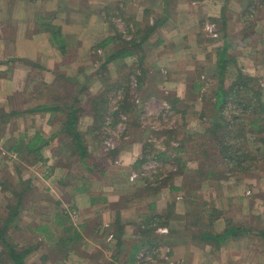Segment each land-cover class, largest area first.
I'll return each instance as SVG.
<instances>
[{
    "label": "trees",
    "instance_id": "obj_1",
    "mask_svg": "<svg viewBox=\"0 0 264 264\" xmlns=\"http://www.w3.org/2000/svg\"><path fill=\"white\" fill-rule=\"evenodd\" d=\"M221 2V17L211 21L219 30V40L224 42L223 49L217 50L219 67L216 68L217 76L213 75V78L217 77L218 79V86L217 88L214 87V90L208 94L209 89H206V84L201 81L200 75H193L190 82L192 84L185 99L186 102H193L195 105L201 106L200 112L192 114L193 117L201 120L203 126L201 132L194 135L189 134L185 139L182 138L180 144L175 147L173 142L178 138H173L175 134L173 131H169V134L172 133L173 136L170 135L169 139L163 142L165 144L164 152L161 150L147 152L148 149L153 148V144H149L151 146H146L143 149V157L129 169L116 166L115 160L119 155L117 149L107 150L103 147L104 154L102 157L94 159L93 174L101 179L105 175H111V169L118 170L122 175L125 174L126 177H130L131 171H140L150 161H155L161 165L155 173L151 172V175H144L138 179L139 181L131 182L134 185L142 184L143 187L135 190L133 196H121L119 197L120 202L114 204H109L106 199L103 200L107 204L105 210L116 212L115 222L110 230L115 231L113 237H116L117 254L111 255L109 264L145 263L144 259L137 255L153 250L154 246L168 243V236L156 234L155 231L164 227H172L170 222L180 219L176 210L178 194H185V203L188 208L187 214L183 217L186 224L180 227L186 231L185 235L188 236L187 231L191 233L196 246L211 247L212 252H214L215 250L219 251L228 242L237 240L246 234L255 235L256 238L264 240V228H259L261 226L260 217L257 219V225L236 224L234 219L229 218L224 212L210 204L209 200L204 201L202 210L197 208L196 202L193 200V198H197V193H201L203 190L206 193L209 188L224 182H227L229 190H235L237 187L232 180L233 178L236 179L241 176L253 178L264 173V88L261 86V79L247 76L242 70L237 69L234 74L227 70L229 62H235V58L228 57L227 54L233 47L232 44L227 43L231 39L230 32H233V28L235 30L237 26L242 27L241 31L238 30L234 34L238 36H234L235 38L232 39L241 37L245 45L242 49H249L255 53L261 51V47L258 45H262L264 39L255 40L254 36L256 35V27L259 30L256 26L257 23L264 20V0H222ZM231 4L237 5L239 10L232 9ZM236 15L237 18H235ZM157 25L148 33L146 32V37L157 29ZM202 27L205 28L203 21ZM206 37L212 40L207 35ZM200 39L206 41L202 35H200ZM110 42L109 39L105 40L93 50L95 52L105 50ZM119 47L122 49L115 52L114 56H107L103 62L98 61L101 62L98 69L92 76H86L84 83L80 84V82H75L73 78L69 79V82L75 86L70 87L73 98L70 104L44 102L31 106L27 103L30 99L23 97L21 105H24V108H19L14 103L12 105L15 107H10L9 112L5 113L4 110H0L1 123H3V127H0V133L4 134L7 130L13 131L8 126L11 118L16 117L19 120L23 118L21 122H26L24 118L29 115L33 117L35 115H49V124L55 129L48 138L42 132H37L27 143H25L26 135L11 138L5 142L8 151L17 152L19 157H22L23 154L33 156V164H44L46 160L43 151L53 149L55 154L61 155L60 153H62L69 163L76 161L84 169H91L86 159L92 157V154L89 155L87 152L88 148L84 135L80 130L82 116L87 114L94 119L93 126L88 129L86 134L99 141L101 146L105 139L110 137L109 128H116L122 123L126 125L127 131L129 128L127 124L128 115H138L141 113V109L144 110L143 103L146 97L141 98V96L143 91L146 92L144 89L145 72L140 68L139 74L136 71L138 68H128L125 65L127 58L133 57L137 50L145 52L144 47L141 44L135 45L133 42H126L122 46L120 44ZM60 49L64 51V48L61 47ZM143 58L140 57V60L142 61ZM112 67L117 68L116 76H113L111 72ZM133 77L137 80L134 84H132ZM57 78L66 79L63 75H57ZM94 79H97L101 84V89L96 93L91 90ZM40 83H38L39 87L36 91L41 94L42 92H39L38 89L46 84ZM40 94L36 96L37 101H39ZM16 95L9 100H15ZM138 97L142 99L140 106L136 104ZM164 99L174 106L181 101L175 95ZM123 118H126L127 121ZM135 126L137 124L131 125L130 128L139 129L140 127ZM16 127L13 128L16 129ZM151 133L153 131L143 129L141 141L147 140L149 138L147 136ZM69 138L72 140L69 141ZM55 149H57V153ZM150 154H152L151 157H149ZM193 160L197 161L198 167L190 175L187 169ZM171 163L175 166H172L174 169L169 171L168 167ZM58 165H61L59 161ZM176 176L182 177V183L179 186L175 182ZM65 179H74L70 170L66 173ZM11 186L12 184L7 181H0V192L6 195L5 208L4 210L0 208V264H28L27 259L41 248H46V250L38 263L35 264H63V261L57 258L58 250L61 254L64 253L66 258L71 257V255H84L82 248L87 244L85 238L86 236L92 237V231L101 222L105 210L99 212L98 214L101 213L100 216L89 226H74L66 211L63 215L58 216L60 217L59 223H54L55 228L60 230V234L56 232L54 235L50 226L40 225L33 229L34 237L32 239L35 245L28 240H26L25 245H20L15 236L24 228L21 225L22 207L25 199L33 190L31 182L26 183L21 180L18 184L15 183L12 188ZM168 187L174 198L161 215L158 214L157 203H151L147 205V211L142 222L123 219L122 212L132 207L131 204L144 198L156 199L163 189ZM77 191L79 193L81 190L78 189ZM239 199L240 202L243 200L241 197ZM75 209L74 206H70L68 212ZM204 217L208 219V224L199 220L204 219ZM220 219L224 220L226 228L217 232L215 231V223ZM128 227H133L134 234L137 235L131 240L129 255L122 251L123 249L126 250L125 247H127L125 231ZM90 228L92 229L91 232L89 231ZM194 228L196 230L192 231ZM107 233L108 231L102 235L103 243L109 249V244L106 242V236L109 235ZM170 235L179 237L180 231L173 229L172 234L169 231V237ZM87 264L101 263L95 261Z\"/></svg>",
    "mask_w": 264,
    "mask_h": 264
},
{
    "label": "rangeland",
    "instance_id": "obj_2",
    "mask_svg": "<svg viewBox=\"0 0 264 264\" xmlns=\"http://www.w3.org/2000/svg\"><path fill=\"white\" fill-rule=\"evenodd\" d=\"M230 7L235 11L239 10V7L235 4H231ZM235 18H237V15ZM232 20L234 21V19ZM256 26H258L259 30H257L256 27V35L254 36V39H264V20L258 22ZM238 30L241 31L242 27L237 26L235 30L233 28V32H230L231 39H229V42H227L228 44L233 45V47L227 53L228 57L235 58L234 63L229 62L227 70L231 74L236 73L235 70L237 69L242 70L247 76H252L254 78L261 79V86L264 88V43H262V45H258L261 47V51L256 53L254 51L252 52L249 49H242V47L244 48L245 45L243 44V40L241 39V37H236L235 40H232L233 38H235L234 36H238L234 35L235 33H237ZM217 31L219 36L220 33L218 28ZM212 40H215V42H213L215 45L214 48H217L216 45H218L217 50L223 49V41H220L219 38ZM61 47L64 48V50L69 49L68 45H60L59 49ZM69 53L70 52L68 50L67 54ZM98 53V55L102 54V52L100 51ZM74 57L70 56L69 59L72 58L74 60ZM106 57L107 56H91L89 60L80 61L76 64L71 62V67L63 71H60L57 68L58 70L55 71L56 73H50L49 77L47 75L45 76L44 73H48L51 71H43V74H37L35 73V70V72H33V76L37 74L35 76V79L38 81V83L41 84L40 82H42L43 84H46L43 85L44 87H40L38 89L39 92L42 93H37L36 90L39 87L37 83V85L32 86L28 90H24V93L21 94L22 96L20 97L30 99L29 101H27V103L31 104V106H36L37 104H42L44 102H49V104H70L73 100L71 93L72 90L70 89V87L75 86L71 82H69V79L73 78L77 83H84L86 81V76H92L94 72L98 69L101 62H103ZM140 57L143 58V56ZM140 57L133 56L131 58H127V60L125 61V65L128 68L133 67V69L138 68L139 70L141 68L145 72L146 76L144 87V89H146V92L143 91V94L141 96V98L146 97L143 103L145 109H141V113H139L138 115H128V130L126 131V125L122 123L119 124L116 128H109L108 131H110V137L108 139H105L103 145L100 146L99 141L95 140L92 136L86 134L88 129L93 126L94 119L87 114L83 115L81 118L80 130L81 133L84 135V140L88 148L87 152L89 153V155L92 154V157L86 159L91 169H84L82 166H79L76 161H74L73 163H69L67 158H65V156L63 157V154L61 153V155H56L55 158L53 157L54 164L56 165V167L60 168V171L58 172L57 176L62 175L60 177L61 183L56 180V182H53L49 185L43 179V171L41 169L42 163L33 164V156H26L23 154L22 157H19L17 152L11 153L8 151L5 146V142L11 138H18L22 135H26L27 138L25 139V143H27L31 138L34 137L37 132H42V134L47 138L53 134V132L55 131L54 128H51L48 133L47 130L49 128L46 131L44 130L45 123L43 122L42 115L40 117H38L39 115H35L34 117L29 115L24 118L26 119V122H21L23 118L19 120L16 119V117H13L10 119V122L8 124V126H10L13 131L9 132L7 130V132H4V134L0 133V181H7L11 183V188L15 186V183L18 184L20 180L26 183L31 182L33 190L25 199L24 205L22 207L23 210L21 214V225H23L24 228L15 236L16 241L20 245H25L26 240H28V242L30 241L31 244L35 245V242L32 239L34 237L33 229L40 225L50 226L51 230L54 232V235L56 232L60 234V230H57V227L55 228L54 223H59L60 217L58 216L63 215L66 211L68 215H70V221L74 226H80L81 223H83L82 220L84 216L82 217V215L90 211L85 209L82 214L79 213L82 211L77 208L79 212L77 209H75L76 211L73 210L68 212L70 206H74L72 205V203L68 202L72 200L71 197L75 192L74 185L77 182L83 181V179H87L98 183V179H96V176L93 174L94 159L102 157V155L104 154L102 149L103 147H105V149L107 148L106 142L109 139L112 140L114 148H107V150L117 149L119 155L121 151H123L127 147L141 142L144 143V147L151 146L149 144H153V148L151 150L148 149L147 152L155 150H161L164 152L165 144L163 142L166 139H169L170 135L173 136L172 133L169 134V131H173V133L175 134L173 138H178L176 139V141L173 142V146L177 147V145L180 144L182 138L185 139V137L189 134L194 135L195 133L201 132V130L203 129V126L201 125V120L197 117L192 116V114H194L195 112H200L201 106L195 105L193 102H186L185 99L190 90L192 84L190 82L193 79V75H200L201 81L206 84V89H209V91L207 92L208 94L214 90V87L217 88L218 79L217 77H213L217 76L216 68L219 67L218 52H216V56H198L199 59L197 60L193 57L192 61H194L195 70L188 74L189 76H185V79L183 77V81L179 80L177 82L179 84L183 82L182 85L183 87H185L183 96H179L177 93L173 92V86L177 85V83H175V79L181 76H174L175 74H173V70L180 68V60L179 65L176 66V63L174 65L173 62L170 63V56H163V59L165 61L164 65L162 64V61H160L162 57H160L159 59L158 56H145L142 61L140 60ZM115 70H117V68ZM156 70L159 73H156ZM57 75H63V77H66V79H58ZM150 81L154 83L156 82L157 85L162 84L155 94L150 93ZM135 82H137V80L135 77H133L132 84H134ZM4 87H6V85ZM137 88L138 87L136 86V90ZM100 89V82L97 79H94L93 84L91 86L92 92L96 93ZM6 94L10 95V93ZM37 94H40L39 101L36 100ZM149 94L150 96H148ZM174 95L176 96V98L181 100L175 106L164 99L165 97H172ZM2 98L5 99L6 96ZM22 98L20 99L22 100ZM141 98L138 97V100H136V104H138L139 106L141 105ZM4 99L0 102V110H4V112L6 113L10 111V108L7 102H3ZM47 117H49V115H47ZM123 120H126V118H123ZM1 122L2 121L0 118V127H3V123ZM135 124H137V126H140L139 129L130 128L131 125ZM15 126H17L16 129L13 128ZM143 129H149L150 131H153V133L147 136L149 138L147 140L145 139V141H141L140 138L142 137ZM71 140L72 139L69 138V141ZM185 154L188 155L187 153ZM119 155L115 160L117 167H119L120 162ZM151 156L152 154L149 155V157ZM187 157H189V155ZM58 161L61 165L57 166ZM172 166L174 167L175 165L171 163L168 167L169 171L174 169ZM160 167L161 165L157 162L150 161L148 164L144 165L140 171H133V173H136L138 175V178L136 179L138 180L144 175H151V172L155 173L156 170ZM197 167V161L193 160L189 164L187 169L189 174L192 175V173L197 170ZM69 170L73 172L74 179L72 180L65 179L66 171L68 172ZM110 174L111 175L105 176L113 177L114 175H120L122 173H119L118 170L111 169ZM107 177H103L104 179L102 181L106 180ZM232 180L237 187L235 188V190H229L228 184H226L227 182H224L222 183L224 185L220 184L209 188L206 193H204V190L201 193H197V198H193V200H195L196 202L197 208L199 210H202V205L204 204V201L209 200L210 204L215 206L221 212H224L229 218L231 217L232 219H234V222L236 224L257 225V219L258 217H260L261 226H259V228H264V173H260L259 177L252 178L241 176L236 179L233 178ZM177 181L181 184L182 177L176 176L175 182ZM225 184L227 185V187H225ZM97 188L98 187H95V189L93 188L94 193L97 194V196H100V194L97 193ZM239 197L243 199L241 202ZM176 201V210L180 219L177 221L172 220L170 224L171 226H176L181 229L180 236L178 237V241L180 243L182 242L181 244L188 243L190 241L195 245L196 243L192 240L191 233L187 231L188 236L185 235L186 231H184L183 228L180 227L181 225L186 224L183 218L187 214L188 209L187 204L185 203V194H179V196H177ZM5 202L6 195L0 192V208H2L3 210L5 208ZM118 202H120V200ZM169 203L163 209H166ZM74 211L76 212L77 218H73L71 214ZM94 215L96 220V214ZM199 220L204 224L209 223L208 219L205 217L204 219ZM215 224V231L217 232H220L221 230L223 231L226 228V223L222 219L217 221ZM198 225H200L199 222ZM127 230L129 232H133L134 228L128 227ZM193 230H196V228L192 229V231ZM89 231L91 232L92 229L90 228ZM159 233L166 235L169 233V230L167 228H160ZM108 241L112 242L113 240ZM98 245L102 249L106 248L104 244L98 243ZM166 245V243L165 245H161L162 247H159L156 251L152 250L147 251L146 253L139 254V258H143L145 261V263L142 262L141 264H183L181 260L174 259L173 252H169L170 246ZM114 246H116L115 241ZM207 248L211 251L209 252V254H207V256L212 254V258L216 260L218 258L221 260L223 257L224 260L227 261V263L225 264H264V240L256 238L255 235L253 236L250 234H246L242 237H239L237 240L234 239V241L228 242V244L226 246H223L219 251L215 250L214 252H212L211 247ZM41 249L37 252L35 251L27 259L28 264L38 263L40 257L43 256L44 251L46 250V248ZM99 251L95 252L93 251V249H90V246L86 247L84 245L82 248V252L84 254L83 256L71 255V257L66 258L63 255L64 253L61 254L58 250L57 258L63 261V264H87L88 262L94 263L95 261L101 263L104 262L106 257H103L102 253V255L99 254ZM111 255H113V253ZM207 256H204L202 259H200L201 264H208ZM107 263L109 264L110 262ZM213 264H219V261H214Z\"/></svg>",
    "mask_w": 264,
    "mask_h": 264
},
{
    "label": "crops",
    "instance_id": "obj_3",
    "mask_svg": "<svg viewBox=\"0 0 264 264\" xmlns=\"http://www.w3.org/2000/svg\"><path fill=\"white\" fill-rule=\"evenodd\" d=\"M221 1L0 0V102L4 99L2 97L6 96L3 102H7L9 108L15 107L12 105L14 103L17 107L24 108V105H21L20 98L22 97L20 96L24 90L37 85L38 81L35 76L38 73L43 74V71H51L44 73L45 76L49 77L50 73L55 74L58 69L63 71L71 67V62L76 64L80 61L89 60L91 56H114L115 52L122 49L119 45L122 46L126 42H133L135 45L141 44L144 47L145 52L137 50L133 56H158L159 59L162 57L160 61L163 65L165 63L163 56H170V63L173 62V65L176 63V66L179 65L180 60V68L174 69L173 74H175L174 76L181 75L175 79V83L179 80L183 81L185 76H189L188 74L195 70L193 57L197 60L199 59L198 56H216L218 45H216L217 48H214L213 42L215 41L206 37L207 34L205 28L202 27V21L206 26L212 20L221 17ZM156 25L157 29L146 37V32L148 33ZM200 35L206 40L205 42L200 39ZM108 39L111 40L110 44L105 50H100L102 54L98 55L99 50L95 52L93 48ZM60 45H68L70 55L67 54L68 50L60 51ZM70 56H75L74 60L69 59ZM116 66L119 65L116 64ZM115 69V67L111 68L113 76L117 74ZM136 71L140 74L139 69ZM33 72L37 74L33 76ZM156 73L159 72L156 70ZM150 84L151 94H155L162 85H157L156 82L151 81ZM182 84L183 82L178 86H173V92L179 96L184 94L185 87ZM6 93H10V95ZM15 94H17L15 100H9ZM42 117L45 123L44 130L49 128L48 133L52 128L49 124L50 118ZM143 147L144 143L141 142L121 151L119 166L126 169L134 166L143 155ZM55 150L57 153V149ZM56 155L59 154H55L53 149L43 151L46 162L41 167L42 175L49 185L56 180L61 183L60 177L62 175L57 176L60 168L54 164ZM132 173L133 171H131ZM71 174L73 177L72 171ZM127 177L125 174L114 175L107 177L104 181H102L104 178L96 177L98 183L83 179L74 185L75 192L73 191L72 200L68 203H72L76 209L82 211L79 212L77 209L79 213L83 214L85 209L90 211L82 215L84 217L81 225L89 226L94 223V214L98 218L101 214L98 213L107 207L103 200L106 199L109 204H114L120 200L119 197L133 196L135 190L143 188L142 184L134 185L129 181L130 177ZM176 184L179 186L180 182L177 181ZM95 187H98L97 193L100 196L94 193ZM78 189L81 190L79 193H77ZM172 195L169 187L165 188L156 199L144 198L131 204L132 207L127 209L128 211L122 212V217L125 220L142 222L147 211V205L151 203H157L158 214L161 215L163 208L173 201ZM115 214L116 212L112 210H105L101 222L92 231V237L86 236L85 238L86 247L90 246V249L95 252L100 250L99 254L102 253L103 257H106L101 264L111 262V254H117V248L114 246L116 237H113L115 231L110 230L115 222ZM164 228H167L170 234L173 233V229L181 231L176 226ZM106 231H108L107 235L109 234L106 236L109 249H102L98 243L104 244L102 234H105ZM125 233L127 247H125L126 250L123 249L122 251L128 254L130 244H132L131 240L136 234L134 231L129 232L128 230ZM155 233L163 235L159 233V230ZM166 236H168L167 242L169 241L166 246H170L169 252H173L174 259L181 260L183 264H201L200 259L211 252L207 247L196 246L190 241L181 244L182 242L178 241V237L174 235L169 237V233ZM108 240L113 241L109 242ZM159 247L162 246H154L153 250L156 251ZM211 255L207 256L208 264H213L214 261H219V264L227 263L223 257L221 260L219 258L216 260Z\"/></svg>",
    "mask_w": 264,
    "mask_h": 264
},
{
    "label": "built area",
    "instance_id": "obj_4",
    "mask_svg": "<svg viewBox=\"0 0 264 264\" xmlns=\"http://www.w3.org/2000/svg\"><path fill=\"white\" fill-rule=\"evenodd\" d=\"M205 32L207 34L208 37L212 38V39H217L219 36H218V31H217V27L215 24L213 23H208L206 24L205 26ZM106 145H107V148H110V149H113L114 148V145L112 143V140L109 139L107 142H106ZM138 178V175L136 173H133L130 177V181H135L136 179ZM73 218H77V215H76V212L74 211L73 213H71ZM112 239V237L110 238Z\"/></svg>",
    "mask_w": 264,
    "mask_h": 264
},
{
    "label": "clouds",
    "instance_id": "obj_5",
    "mask_svg": "<svg viewBox=\"0 0 264 264\" xmlns=\"http://www.w3.org/2000/svg\"><path fill=\"white\" fill-rule=\"evenodd\" d=\"M132 175V174H131ZM131 177V176H130ZM130 182H132V181H130ZM76 211V210H75Z\"/></svg>",
    "mask_w": 264,
    "mask_h": 264
}]
</instances>
